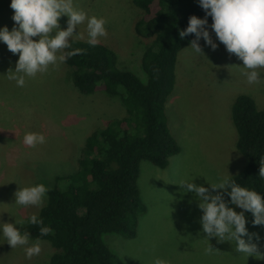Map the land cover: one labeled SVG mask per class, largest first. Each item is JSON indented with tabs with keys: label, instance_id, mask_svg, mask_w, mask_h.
Wrapping results in <instances>:
<instances>
[{
	"label": "rangeland",
	"instance_id": "374dc122",
	"mask_svg": "<svg viewBox=\"0 0 264 264\" xmlns=\"http://www.w3.org/2000/svg\"><path fill=\"white\" fill-rule=\"evenodd\" d=\"M10 4L11 0H0V29L7 26L9 31L15 25ZM73 6L89 17L107 20L108 35L99 43L115 50L118 67L145 81L140 65L143 44L133 31L138 10L130 0H73ZM68 19L67 15L59 18L61 29L67 28ZM74 31L82 34L81 40H88L87 21ZM208 31L218 47L212 50L201 37L204 55L190 44L179 51L174 88L165 103L167 125L180 151L164 168L140 161L137 185L145 209L138 217L135 236L102 234L103 242L123 264H155L157 259L165 264H264V260L238 253L235 242L207 239L200 201L180 185L192 182L213 194L223 193V189L212 190L211 184L238 174L247 163L236 147L233 101L239 94H248L257 108H264V68L258 70L260 82L249 84L243 75L247 71L243 61L228 53L211 26ZM18 59L19 54L10 52L0 41V264H44L50 254L46 242L40 241L42 251L28 259L24 247L12 249L2 234L3 224L28 221L41 208L17 205L16 191L39 183L51 188L57 184L56 176L74 172L86 137L125 115V109L118 96L104 91L79 92L64 63L25 77V86L19 87L9 79ZM30 132L43 134L46 142L25 145L24 136ZM224 199L235 211H244L246 227L255 234L252 242L264 252V225H253L250 211ZM35 242L30 240L28 246ZM209 245L218 250L206 255Z\"/></svg>",
	"mask_w": 264,
	"mask_h": 264
},
{
	"label": "trees",
	"instance_id": "16d2710c",
	"mask_svg": "<svg viewBox=\"0 0 264 264\" xmlns=\"http://www.w3.org/2000/svg\"><path fill=\"white\" fill-rule=\"evenodd\" d=\"M130 2L138 10L133 31L143 44L140 65L145 81L118 67L115 50L102 43L91 46L73 38L72 48L84 52L64 63L79 92L118 96L125 115L92 131L77 156L76 170L55 177L57 184L37 214L52 232L41 236L39 225L25 221L21 230L31 234L30 240L44 241L50 248L44 264H123L102 234L135 236L145 209L137 185L140 161L164 168L180 151L167 125L165 103L174 88L177 55L196 38L189 34L181 39L179 31L187 28L190 16L204 18L205 10L199 0ZM207 20L208 29L213 21L211 16ZM231 117L238 134L236 147L247 163L230 179L264 195V179L259 176L264 166V108H257L248 94H239ZM223 196L230 200L224 190Z\"/></svg>",
	"mask_w": 264,
	"mask_h": 264
},
{
	"label": "clouds",
	"instance_id": "9594fccd",
	"mask_svg": "<svg viewBox=\"0 0 264 264\" xmlns=\"http://www.w3.org/2000/svg\"><path fill=\"white\" fill-rule=\"evenodd\" d=\"M199 4L205 10V17L190 16L187 28L179 31L180 38L195 34L196 38L190 41V46L196 53L204 55L199 44L201 37L212 50H216L218 44L206 27L207 17L211 16V28L219 42L225 45L229 54H235L243 61V67L247 69L243 75L247 82L259 83L261 73L258 70L264 68V0H199ZM10 7L14 10L12 18L15 25L11 31L7 26L0 29V41L7 45L10 52L19 54L15 70L9 76L19 87L25 86V77H35L37 73L47 72L50 66L59 67L69 58L83 54V49L72 48V42L74 37L83 39L82 34L74 30L85 21L89 45L96 46L101 37L108 35L105 27L107 20L103 17H89L86 12L77 10L73 0H11ZM62 15L69 18L66 29H61L59 25ZM23 142L29 147H35L45 143L46 138L43 134L30 132L25 134ZM259 176L264 179L262 164ZM180 185L199 199V207L203 210L201 223L207 239L216 237L219 242H235L238 253L264 260V252L257 243L252 242L255 234L249 233L246 227L244 211L237 212L229 207L221 192L213 194L209 188L192 182H182ZM211 189H223L229 194L232 204L253 214V225H264V195L241 187L230 177H223L211 184ZM49 191L50 188L43 183L20 188L15 193V203L24 207H42ZM27 222L39 225L41 236L52 232L36 214L31 215ZM24 224L23 219H16L15 224L5 223L2 234L12 249L24 247L26 258L31 259L39 255L42 249L39 240L28 246L31 234L21 230ZM256 238L259 239L258 235ZM217 250L209 245L205 254L211 255ZM155 264L165 262L157 259Z\"/></svg>",
	"mask_w": 264,
	"mask_h": 264
}]
</instances>
